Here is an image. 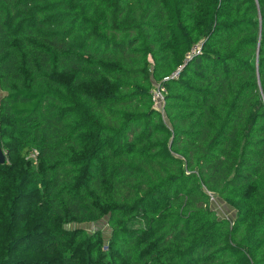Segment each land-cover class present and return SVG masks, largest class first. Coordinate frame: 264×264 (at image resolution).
<instances>
[{
  "label": "trees",
  "instance_id": "16d2710c",
  "mask_svg": "<svg viewBox=\"0 0 264 264\" xmlns=\"http://www.w3.org/2000/svg\"><path fill=\"white\" fill-rule=\"evenodd\" d=\"M0 91V264H264V0H0Z\"/></svg>",
  "mask_w": 264,
  "mask_h": 264
},
{
  "label": "rangeland",
  "instance_id": "374dc122",
  "mask_svg": "<svg viewBox=\"0 0 264 264\" xmlns=\"http://www.w3.org/2000/svg\"><path fill=\"white\" fill-rule=\"evenodd\" d=\"M2 95V92L0 91V96ZM212 207L218 212V215L220 217H228L232 220L236 216V210L229 204H227L222 198L218 197L217 195H214L212 198ZM68 228H86L89 232L93 231H102L103 236L105 237V240H109L111 235V228L107 222V218L93 222V223H86V224H76L71 223L67 225Z\"/></svg>",
  "mask_w": 264,
  "mask_h": 264
},
{
  "label": "built area",
  "instance_id": "2783aa9c",
  "mask_svg": "<svg viewBox=\"0 0 264 264\" xmlns=\"http://www.w3.org/2000/svg\"><path fill=\"white\" fill-rule=\"evenodd\" d=\"M180 70H181V67L177 68L175 71H173L170 77L173 79H177L180 76ZM150 92L152 95L154 107L164 114L167 87L162 83H155ZM37 155H38V152L34 151L32 154V157L37 158Z\"/></svg>",
  "mask_w": 264,
  "mask_h": 264
},
{
  "label": "water",
  "instance_id": "95a60500",
  "mask_svg": "<svg viewBox=\"0 0 264 264\" xmlns=\"http://www.w3.org/2000/svg\"><path fill=\"white\" fill-rule=\"evenodd\" d=\"M6 161V155L3 149L0 147V163H5Z\"/></svg>",
  "mask_w": 264,
  "mask_h": 264
}]
</instances>
